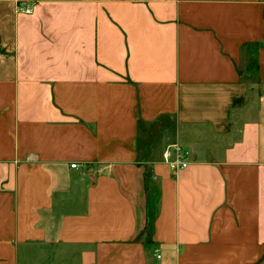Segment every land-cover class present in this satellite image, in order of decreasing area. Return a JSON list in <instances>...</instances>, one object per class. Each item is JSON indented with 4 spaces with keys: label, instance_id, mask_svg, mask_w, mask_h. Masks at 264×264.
<instances>
[{
    "label": "crops",
    "instance_id": "crops-1",
    "mask_svg": "<svg viewBox=\"0 0 264 264\" xmlns=\"http://www.w3.org/2000/svg\"><path fill=\"white\" fill-rule=\"evenodd\" d=\"M0 264H264V0H0Z\"/></svg>",
    "mask_w": 264,
    "mask_h": 264
},
{
    "label": "built area",
    "instance_id": "built-area-1",
    "mask_svg": "<svg viewBox=\"0 0 264 264\" xmlns=\"http://www.w3.org/2000/svg\"><path fill=\"white\" fill-rule=\"evenodd\" d=\"M18 10L24 13H31L32 7L25 5L22 1H19ZM163 160L174 174L182 169H185L191 163L189 153L179 143H171L165 147L163 151ZM70 166L75 168L77 165L73 163Z\"/></svg>",
    "mask_w": 264,
    "mask_h": 264
}]
</instances>
